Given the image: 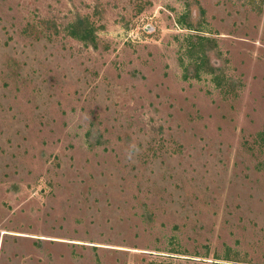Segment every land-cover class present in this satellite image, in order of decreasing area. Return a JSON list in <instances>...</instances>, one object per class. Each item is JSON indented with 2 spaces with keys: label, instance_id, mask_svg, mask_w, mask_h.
Here are the masks:
<instances>
[{
  "label": "rangeland",
  "instance_id": "obj_1",
  "mask_svg": "<svg viewBox=\"0 0 264 264\" xmlns=\"http://www.w3.org/2000/svg\"><path fill=\"white\" fill-rule=\"evenodd\" d=\"M0 264H264V0H0Z\"/></svg>",
  "mask_w": 264,
  "mask_h": 264
},
{
  "label": "trees",
  "instance_id": "obj_2",
  "mask_svg": "<svg viewBox=\"0 0 264 264\" xmlns=\"http://www.w3.org/2000/svg\"><path fill=\"white\" fill-rule=\"evenodd\" d=\"M72 34L74 35V36H76L77 38H80V39H82V40H86V38H88V37H85V35L83 34V35H80V34H78V33H74V31L72 32ZM88 36H92V33L89 31V33L87 34ZM87 40H89L90 42H93V37H90L89 39H87Z\"/></svg>",
  "mask_w": 264,
  "mask_h": 264
}]
</instances>
